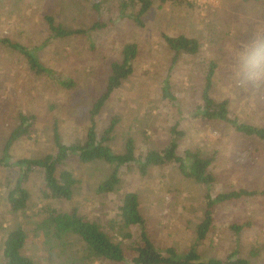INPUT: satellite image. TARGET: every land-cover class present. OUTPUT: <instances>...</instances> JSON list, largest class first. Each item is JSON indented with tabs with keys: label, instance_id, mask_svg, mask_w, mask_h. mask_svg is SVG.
<instances>
[{
	"label": "rangeland",
	"instance_id": "1",
	"mask_svg": "<svg viewBox=\"0 0 264 264\" xmlns=\"http://www.w3.org/2000/svg\"><path fill=\"white\" fill-rule=\"evenodd\" d=\"M138 12L139 7L122 9L121 0H0V39L34 50L42 64L53 71L50 76H37L21 54L0 44V156L20 112L36 119L30 134L11 149L16 160L54 153L55 126L65 144L85 140L91 108L106 90L111 64L123 60L125 46L136 45L133 73L104 106L97 130L101 134L113 117H119L111 149L121 153L125 141L133 138L136 155L143 157L170 145L171 129L178 124L185 136L178 139L177 153L183 156L186 150H200L215 157L211 166L215 183L196 184L175 164L153 167L146 176L131 164L121 170L119 189L101 195L97 188L110 176V166L83 164L72 158L61 168L71 170L80 181L72 200H43V179L36 171L26 186L31 195L26 213L12 214L6 197L19 171L3 170L0 264H5L4 239L19 223L28 232L23 253L34 264H84L85 260L80 262L83 245L76 238L69 240L67 258L59 250L51 256L43 239L34 235L33 221L45 205L61 210L77 208L82 216L98 222L120 240L122 232L112 227L120 220L123 196L134 192L152 243L159 249L174 247L184 253L196 240L207 192L213 197L242 189L264 193V141L241 135L226 123L194 117L197 107L203 105L209 65L215 62L212 98L228 100L230 114L239 122L264 128V0H178L164 4L155 0L142 17L143 26L133 18ZM48 16L71 29L100 27L87 36L56 39ZM180 35L197 40L201 49L196 56H181L173 62L174 53L164 37ZM63 81H72L73 87L63 86ZM166 85L173 99L164 98ZM240 225L245 228L237 233L233 227ZM131 231L133 239L123 240L129 259L134 256L131 247L139 244V229ZM197 249L205 259L226 260L236 253L249 264H264V194L219 204L212 229Z\"/></svg>",
	"mask_w": 264,
	"mask_h": 264
},
{
	"label": "trees",
	"instance_id": "2",
	"mask_svg": "<svg viewBox=\"0 0 264 264\" xmlns=\"http://www.w3.org/2000/svg\"><path fill=\"white\" fill-rule=\"evenodd\" d=\"M169 1L160 0L162 4ZM253 1V0H249ZM261 1V0H254ZM155 5V0H121L122 9L139 7L135 22L143 25L142 17ZM99 9V3L95 5ZM53 38L65 39L72 36H87L93 29L100 27L94 24L90 29H71L62 24H57L51 16L46 18ZM169 48L174 53L173 62L181 56H196L201 49V44L185 35L178 37H164ZM0 44L21 54L29 69L37 76H50L53 71L46 67L34 50L13 42L10 39H0ZM138 49L136 45H127L123 49V60L111 64L108 85L106 90L95 101L90 111V126L87 130L86 139L73 144H65L61 140L58 126L54 127V143L56 151L41 158L15 160L11 155V149L17 141L27 137L34 125L36 117L19 113L17 125L8 135L0 156V172L3 170L17 169L19 176L14 186L8 191L6 201L9 211L12 214H24L30 205L31 195L27 183L31 175L39 171L43 184L40 188V195L45 201H70L80 184L71 170H61L72 158L83 164L93 162L104 163L112 169L110 176L101 182L97 193L111 194L119 189L121 182V170L124 166L135 164L141 175L146 176L153 167L165 166L168 164L177 165L180 173L192 179L196 184L211 186L214 183V176L211 173V166L214 162L213 156H205L200 150L193 152L188 150L185 156H180L178 151V139L184 137L185 133L178 129V124L171 129L172 141L161 151L152 150L145 156L136 155V145L133 138L125 141L124 151L114 153L110 147L113 141L117 126L120 123L119 117H113L104 131L100 134L97 130V118L101 114L106 103L112 94L118 90L123 82L133 73L132 60L136 58ZM217 64L211 62L205 78L203 90V105L197 107L194 117L208 121H219L228 124L236 132L246 137H256L264 141V128L239 122L232 117L229 110V101L218 102L211 96ZM61 84L67 88L73 87L72 81H63ZM164 98L173 99L169 85L163 88ZM256 192L240 190L222 193L213 197L210 192L205 194V211L203 221L197 226L196 240L187 252H179L174 247L166 249L157 248L149 238L146 227V220L141 214L139 196L134 192L126 193L119 206V222L112 228L122 232V239L105 231L104 227L96 221L82 216L77 208L61 210L52 205H45L37 213L36 221H33L32 231L37 237L43 239V244L52 256L55 250L59 254L67 255L70 250L69 240L76 238L83 245L84 257L80 259L84 264H91L97 261H105L113 264H249V261L237 257L236 253L230 255L226 260L217 258L205 259L198 252V245L203 242L214 224V212L218 203L241 199L247 196L256 195ZM139 229V244L131 247L134 256L127 257L123 240H132V228ZM234 230L241 232L245 226H234ZM28 232L22 223L17 224L5 237L2 247L5 264H34L33 260L24 255L23 250L27 244ZM72 249V248H71ZM61 257V255H60ZM70 256L67 255V258Z\"/></svg>",
	"mask_w": 264,
	"mask_h": 264
},
{
	"label": "crops",
	"instance_id": "3",
	"mask_svg": "<svg viewBox=\"0 0 264 264\" xmlns=\"http://www.w3.org/2000/svg\"><path fill=\"white\" fill-rule=\"evenodd\" d=\"M254 1V0H253ZM143 20V19H142ZM144 24V23H143ZM143 26V25H142ZM54 137V136H53ZM182 137H180L179 139H181ZM186 151H188V150H186ZM185 151V152H186ZM192 151V150H191ZM193 152H196V151H193ZM12 155V154H11ZM183 156H185V154L183 155ZM16 160V159H15ZM215 177H214V183H215ZM213 183V184H214ZM242 190H246V189H242ZM240 191V190H239ZM247 191H251V190H247ZM229 192H232V191H229ZM252 192H256L257 194L256 195H253V196H247V197H255V196H258V195H260V194H264L263 192H259V191H255V190H252ZM226 193H228V192H226ZM219 194H222V193H219ZM219 194H217V195H219ZM216 195V196H217ZM216 196H214V197H216ZM243 198H245V197H243ZM242 199V198H241ZM236 200H240V199H236ZM236 200H232V201H236ZM232 201H226V202H222V203H228V202H232ZM222 203H218L217 205H216V207H215V212H216V210H217V207H218V205L219 204H222ZM215 212H214V217H215ZM247 225V224H246ZM245 226V225H244Z\"/></svg>",
	"mask_w": 264,
	"mask_h": 264
}]
</instances>
